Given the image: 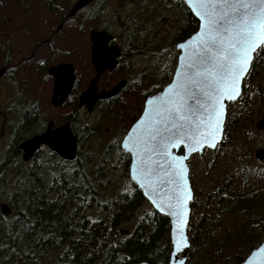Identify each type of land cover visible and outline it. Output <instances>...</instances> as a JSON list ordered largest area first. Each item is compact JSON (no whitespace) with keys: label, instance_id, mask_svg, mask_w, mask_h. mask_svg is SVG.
Instances as JSON below:
<instances>
[{"label":"rangeland","instance_id":"1","mask_svg":"<svg viewBox=\"0 0 264 264\" xmlns=\"http://www.w3.org/2000/svg\"><path fill=\"white\" fill-rule=\"evenodd\" d=\"M54 1L0 0V68H11L10 74L0 81V206L7 204L11 209L17 202L11 195L15 187L39 185L53 190L55 182L50 170L61 167L59 160H62L46 147L33 163H23L21 155H16L15 148L20 143L16 144L13 131L19 123L20 106L37 107L38 124L44 127L42 132L50 121L57 128L71 119L80 160L94 162L96 167L90 173L106 172L108 177L103 185L110 192L102 195L112 199L116 191L123 193L132 189L127 181L130 165L126 166L123 150L116 148L117 141L122 142L141 116L144 95L177 66L176 45L180 42H176V37L183 12L171 0H101L102 5L92 3L70 19L67 15L77 0H59L52 9ZM143 1L150 12L134 4ZM92 30L109 32L121 51L123 47L133 51L134 42L140 40L139 47L144 51L123 58L114 72L102 77L100 89L114 87L122 80H127V86L114 101L98 103L95 111L89 113L85 107H78V98L95 76L91 62ZM260 52L264 57V45ZM60 63L75 67L77 90L66 105L54 108L51 105L54 81L48 69ZM257 74L254 80L250 77L251 82L244 84L242 100L235 102L233 108L228 105L226 120L242 111L243 116L239 114L234 129L228 136L224 133L216 150H206L189 161L190 181L198 207L191 211L188 225L191 246L186 264H233L234 249L246 230L256 232L253 240H259L258 246L263 242L264 161L257 160L255 153L264 149V131L256 128L264 115V68ZM12 109L16 112L9 115ZM43 163L49 169L45 174L40 168ZM100 163L103 167L98 166ZM69 165L76 168L72 162ZM28 168L38 171L36 176L26 175ZM225 190L230 191L229 195L233 193L228 207L220 204L222 197L229 199ZM249 199L259 200L262 207L258 214L245 211L244 201ZM149 209L150 206L142 211ZM11 216L12 213L3 217ZM122 228L131 231L133 227ZM192 231L198 233L195 243ZM242 249L243 258L252 252L247 246Z\"/></svg>","mask_w":264,"mask_h":264},{"label":"trees","instance_id":"2","mask_svg":"<svg viewBox=\"0 0 264 264\" xmlns=\"http://www.w3.org/2000/svg\"><path fill=\"white\" fill-rule=\"evenodd\" d=\"M58 1H54L52 9H55ZM171 1L176 3L183 12V18L178 23L176 37L178 43L196 33L199 22L183 1ZM99 4L102 5L101 2ZM134 4L138 5L139 9L150 12L149 8L144 6L146 4L144 1ZM134 43L133 51H127V47L122 48V59L132 55L136 56L144 51L139 47L140 40ZM128 47H131V44ZM262 67L264 68V57L262 52L258 51L244 84L251 82L250 77L254 80ZM174 70L170 71L167 78L165 73L163 81H156V86L144 95L146 99L162 91L171 82ZM10 72L11 68L7 67L6 76ZM75 98H78V95ZM230 105L233 108L235 103ZM15 112V109L8 111L9 115ZM17 112L21 115L13 131V137L16 138L15 142L18 145L41 133L44 127L43 124H38L36 106L30 104L20 106ZM239 114L243 116L242 111H239L226 120L224 131L226 136L234 129L233 125ZM67 121L71 123V119ZM116 148L121 152L119 141H117ZM40 152L41 150L37 155ZM122 152L126 166H129L130 155ZM15 153L21 155L17 147ZM37 155L31 163L37 160ZM79 155L80 151L75 161L72 162L76 166L75 169L71 168L69 162L59 160L61 167L50 170L55 182L53 190L49 187L46 189L43 186L39 187V185L36 188L28 185L14 188L11 195L16 198L17 202L11 209V218L3 217L0 211V264H137L144 261L148 264H168L172 251L170 219L151 207L141 190L130 180L129 175H127V181L132 184L129 192L116 191L117 194L112 199L103 196L102 193L110 192L103 185L108 175L100 171L90 173L91 169L96 167L94 162H84L80 160ZM98 166L103 167V164L100 163ZM40 168L44 169L43 174L49 170L45 163L40 165ZM16 170L19 172L18 168ZM37 172L28 168L26 175L36 176ZM40 182L42 183L39 181V184ZM225 192L229 199L222 197L220 204L221 206L227 204L228 207L233 193L229 195V190ZM46 194L48 195L43 196ZM197 201L198 199L195 201L193 199L191 211H195L198 207ZM244 203L247 212L257 211L258 214L262 207L259 200L255 199H249ZM149 206L151 209L142 211ZM202 220H205V217ZM125 225H131L133 228L132 232L128 230V235L123 236L121 233L125 230L122 227ZM252 232L246 230L234 249L232 258L235 264H241L246 259L243 258L245 251H242V248L247 246L248 250H253L258 246L259 240L256 242L253 240L257 234ZM192 234L194 235L192 241L195 243L198 233L192 231ZM191 255L194 257V253ZM226 263L219 262L218 264Z\"/></svg>","mask_w":264,"mask_h":264},{"label":"snow or ice","instance_id":"3","mask_svg":"<svg viewBox=\"0 0 264 264\" xmlns=\"http://www.w3.org/2000/svg\"><path fill=\"white\" fill-rule=\"evenodd\" d=\"M191 4L201 20V34L193 38L197 47L186 55L169 94L148 100L153 110L145 108L146 122L132 130L136 134L132 150L139 158L141 175L145 180L156 177L159 189H171L165 193L166 206L178 218L183 217L188 196L182 187L185 169L168 149L179 142L200 143L202 126L205 131L211 128L215 138L211 121L217 117L227 82L232 95L251 53L264 43V0H191ZM187 246L183 237L175 241L178 253Z\"/></svg>","mask_w":264,"mask_h":264},{"label":"water","instance_id":"4","mask_svg":"<svg viewBox=\"0 0 264 264\" xmlns=\"http://www.w3.org/2000/svg\"><path fill=\"white\" fill-rule=\"evenodd\" d=\"M97 0H77L67 15V19L73 18L86 7L90 6ZM183 1L195 19L199 22V27L196 33L191 37L182 41L176 45V50L179 52L177 66L174 71L172 81L159 93L149 96L144 105L150 111L153 110L152 105H148V100L155 101L158 97H164L169 94L172 86L179 79L178 72L181 70L185 63V57L193 49L197 47L194 37L201 34L200 28V17L192 9L191 0H181ZM90 41L92 43V54L91 62L95 70V76L89 81L88 87L82 92L79 98L78 107L86 108L89 113H93L98 105L102 101L110 100L118 96L127 86V80L120 81L117 85L109 90H100L99 82L101 78L107 72H114L118 65L119 60L122 58V51L117 44L114 43V36L107 31H97L92 30L90 32ZM183 45L184 47H179ZM264 43H261L252 53L251 59L247 64V71L243 73L236 81V91L234 94L229 95L231 91L230 81H228V90L225 91L224 96L221 98L219 105V111L217 117H214L211 121L212 128L215 129V138L212 139L210 132L211 128L207 131L204 130L202 126V134L198 139L200 143L193 144L191 142H179L175 147H169L168 151L173 154V156L178 160L179 166L184 168L183 172L184 179L182 181V187L188 193L187 198L184 201V212L183 217L178 218L175 215L169 214V209L166 206L169 201L165 193L170 192V188L159 189L157 188V178L151 177L149 180H145L141 175V169L138 168L140 163L139 158L133 149V139L136 134L132 132L133 128H141L142 122H146L147 117L144 115V110L139 117V119L132 125L125 137L121 142V149L130 155L131 162L129 166V177L130 180L141 190L144 198L148 201L151 207L161 215H164L170 219L171 222V244L172 251L169 257L168 264H186L188 260V254L190 250V241L188 237V225L191 216V203L194 199V192L192 190V185L190 181V167L189 161L194 155H201L205 150L214 151L219 144L222 143L225 131V123L227 118V108L230 103L237 102L243 93V83L248 76L252 63L254 61L255 54L262 48ZM7 68L0 69V81L6 75ZM48 75L53 79V94L51 98V105L54 108L63 107L71 96L75 83L77 81L76 69L72 64L60 63L57 66H51L48 69ZM263 102H264V92H263ZM256 128L260 131H264V115L261 120L257 123ZM44 147L48 148L51 152L56 154L60 159L64 161L73 162L78 156L79 145L76 136L74 135L71 124L67 122L66 124L55 127L53 121L48 122L46 130L40 134L34 135L24 141H22L18 146V151L21 154V159L23 163H28L33 160L37 153ZM182 149V153L179 151ZM255 157L259 161H264V149L256 151ZM157 159L153 157V160ZM163 177V174H159ZM155 189V191H154ZM159 192L160 195H157ZM155 201V203H153ZM0 211L3 216H9L12 213L11 208L7 204H2L0 206ZM129 231L125 230L121 234L128 235ZM186 239L187 247L183 248L179 253L175 247V241L181 238ZM137 264H148L147 262H140ZM241 264H264V240L263 242L246 257V259Z\"/></svg>","mask_w":264,"mask_h":264},{"label":"flooded vegetation","instance_id":"5","mask_svg":"<svg viewBox=\"0 0 264 264\" xmlns=\"http://www.w3.org/2000/svg\"><path fill=\"white\" fill-rule=\"evenodd\" d=\"M98 1V0H97ZM82 11V10H81ZM78 13H80V12H78ZM113 44H115V39H114V43ZM122 55H123V53H122ZM121 60V59H120ZM120 60H119V64H120ZM119 66V65H118ZM118 68V67H117ZM110 73V72H109ZM106 74V73H105ZM6 76V75H5ZM102 79V78H101ZM76 87H77V81H76V83H75V86H74V89H73V92H72V94H71V96L68 98V100L66 101V103H65V105L67 104V102L69 101V99H71L72 98V96H73V94H75L76 93ZM88 87V86H87ZM112 88V87H111ZM111 88H108V89H100V90H109V89H111ZM85 90V89H84ZM84 90H82L80 93H79V98H80V95L82 94V92L84 91ZM121 95V93L118 95V96H116V97H114V98H111L110 100H107V101H113V100H115L117 97H119ZM78 98V99H79ZM262 99H263V94H262ZM107 101H103V102H107ZM78 104H79V102H78ZM263 104H264V102H263ZM261 120V119H260ZM257 125V124H256ZM79 144V143H78ZM179 153L181 154L182 153V149L179 151Z\"/></svg>","mask_w":264,"mask_h":264}]
</instances>
